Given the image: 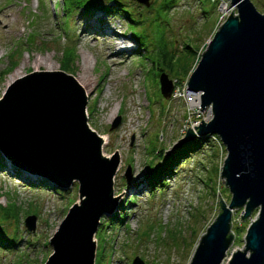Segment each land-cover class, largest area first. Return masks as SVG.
<instances>
[{
	"label": "rangeland",
	"instance_id": "rangeland-1",
	"mask_svg": "<svg viewBox=\"0 0 264 264\" xmlns=\"http://www.w3.org/2000/svg\"><path fill=\"white\" fill-rule=\"evenodd\" d=\"M119 1L136 16L140 11L141 22L129 21L109 0H79L81 7L63 0H0V98L16 78L32 71L62 70L74 75L87 94L89 126L107 138L103 155L118 154L113 176L115 211L127 214L129 224L128 228L111 222L106 214L100 217L101 229L93 237L94 264H189L197 241L218 214L219 199L230 200L218 170L226 155L224 145L210 135L207 145L173 164V170L156 180L154 187H148L146 174L160 168L159 150L170 148L188 127L196 134L193 125L206 118V112L195 106V98L185 93L187 85L176 86L172 97L164 98L159 76L165 72L173 83L183 76L176 69L170 71L167 62L176 68L178 57L190 62L183 46L195 47L197 36L204 34L198 44L206 47L211 30L222 22L221 0H152L149 6ZM252 2L264 12V0ZM112 31L117 39L129 40L128 48L108 50ZM66 47L75 48L74 58L64 57ZM86 55L88 80L82 76ZM117 116L118 126L109 129ZM14 167L6 160L0 170V236L10 243L0 245V264H43L53 250L50 237L69 208L79 202L78 182L57 190L29 185L41 177L21 169L15 175ZM125 200L128 204L120 209ZM239 210L232 213V231L233 222L241 228L222 264L232 251L243 248L246 228L257 215L254 210L243 220ZM28 215L36 217L35 230L24 225Z\"/></svg>",
	"mask_w": 264,
	"mask_h": 264
},
{
	"label": "water",
	"instance_id": "water-1",
	"mask_svg": "<svg viewBox=\"0 0 264 264\" xmlns=\"http://www.w3.org/2000/svg\"><path fill=\"white\" fill-rule=\"evenodd\" d=\"M136 1L149 6L152 0ZM230 4L234 10L213 32L186 83L185 93L195 96V106L206 118L193 125L196 134L188 127L164 151L168 155L204 135H216L226 150L220 176L230 200L219 199V213L197 241L189 264H222L234 240L232 213L237 209L243 220L254 210L257 215L246 228L243 248L232 251L226 264H264V12L252 0ZM159 80L162 96L171 98L173 81L165 72ZM86 102L83 86L62 70L27 73L0 98L3 157L60 189L78 182L79 202L50 237L53 250L43 264L67 259L66 264L78 259L94 264L93 237L100 217L111 216L116 208L113 176L118 154L103 155V139L88 124ZM119 122L117 116L109 129ZM129 174L130 165L126 182ZM24 225L35 230L36 217L26 216Z\"/></svg>",
	"mask_w": 264,
	"mask_h": 264
},
{
	"label": "trees",
	"instance_id": "trees-1",
	"mask_svg": "<svg viewBox=\"0 0 264 264\" xmlns=\"http://www.w3.org/2000/svg\"><path fill=\"white\" fill-rule=\"evenodd\" d=\"M109 1H112L114 5H117L119 6V10L126 15V18L129 20V21H132L133 23H140L141 22V19L140 17H138V15H140V11L137 12V16L134 15V13L130 10L132 8H128L126 7L127 5H124L121 1L119 0H109ZM68 2L69 4H73L75 7H81L79 6V0H63V3H66ZM87 6H90L91 5V2H87L86 3ZM256 6V4H255ZM91 7H88V9L86 8L84 10V12L86 13ZM258 8V7H257ZM104 11H109V9H106V8H103ZM264 10V9H263ZM217 23V22H216ZM211 29H209L210 31ZM215 30V27L211 30L210 34H209V37L212 35L213 31ZM208 31V30H207ZM206 31V32H207ZM203 34V33H202ZM204 35V34H203ZM203 35H200V36H197V38L195 39V47L193 46H190L189 43L185 44L183 46L184 49L187 50V55L186 56H189L192 58V60L190 62H188L186 60V58H177V68L175 66L174 63L172 62H167V66L169 68L170 71H173V70H177L178 72L180 73H183V76L182 77H178L176 79V81L174 82V89L176 86H185L186 85V82H187V79L189 77V74L191 73L194 65L196 64L197 62V58H198V55L200 54V52L203 51L204 47H205V44L202 45V47L199 46L198 42H201L200 39L203 38ZM132 38L137 41V38L135 37V35H131ZM203 40V39H201ZM139 49V48H138ZM137 49V50H138ZM64 57L65 56H68V59H72L76 56V50L75 48H69V47H66L64 50ZM163 62H165V59L162 58ZM14 63H12L11 66H13ZM62 68L64 70H68L69 71V66L67 64H62ZM174 91V90H173ZM172 97V96H171ZM208 135H204V136H196L194 139L182 144L181 146L177 147L175 150L171 151L170 154L166 155V153L164 151H166L168 148H165V149H161L157 152V156H159L161 158V162H160V168H157L154 172H148L146 175H147V184H148V187H154L155 186V183H156V180H162V177H163V174H167L169 173L172 169V166L173 164H177L178 161L182 158H185L187 156H189L191 153L197 151L199 148L202 147V145H207L208 143ZM223 147V146H222ZM5 162H6V159L3 157V155L1 154L0 152V170H2L3 168H5ZM14 171L16 172L15 175H20V169L18 167H14L13 168ZM220 170V169H218ZM29 185H34V186H43V185H48L54 189H58V187H56L54 184H52L51 182H49V180H47L46 178H40V180H38V182H31V184ZM224 191H227V188L224 186ZM215 192V190H213V193ZM128 200H125L124 203L120 204L119 203V207L120 209H125V206L127 203ZM118 212V210H117ZM116 211H114L112 213V215L110 217H108L107 219L111 222H119L120 224H123L125 223L126 227L129 228V224H127L126 222V217H127V214H122V213H119L117 214ZM239 212H241V210L238 211V214ZM218 213H219V209H218ZM100 223H101V220H100ZM241 225V224H240ZM240 225H238V223L236 222H233V232L234 234H238L239 230H240ZM101 228L99 227L98 230H100ZM236 238H238V236H236ZM0 245L4 246V247H8L10 245V243H8L7 240H4L1 236H0Z\"/></svg>",
	"mask_w": 264,
	"mask_h": 264
},
{
	"label": "bare ground",
	"instance_id": "bare-ground-1",
	"mask_svg": "<svg viewBox=\"0 0 264 264\" xmlns=\"http://www.w3.org/2000/svg\"><path fill=\"white\" fill-rule=\"evenodd\" d=\"M94 28V27H93ZM102 34V33H101ZM127 41H129V40H123V39H117V35H116V33L114 32V31H112V33H111V35H110V37H109V41H108V44H109V46H108V50H110L111 48V52H117V51H119V50H122L123 48H128V46H127V44L126 43H128ZM127 46V47H126ZM115 54V53H114ZM47 60V59H46ZM46 62V61H45ZM49 65V64H48ZM88 65H89V56L88 55H86V56H84V64H83V67H82V69H83V77L86 79V80H88V77H87V75H86V71H87V69H88ZM89 74V73H88ZM84 80V79H83ZM194 98H195V96H194ZM196 101V100H195ZM197 102V101H196ZM103 143H102V150H103V152H104V145H105V143L107 142L106 141V137H104L103 136ZM79 256V255H78ZM68 260V259H67ZM67 260H65V261H61V263H59V264H66V262H67ZM71 261V260H70ZM69 261V262H70ZM82 261V262H81ZM68 264V263H67ZM70 264H84L83 263V260H80V259H78L77 261H75V262H73V261H71V263Z\"/></svg>",
	"mask_w": 264,
	"mask_h": 264
},
{
	"label": "built area",
	"instance_id": "built-area-1",
	"mask_svg": "<svg viewBox=\"0 0 264 264\" xmlns=\"http://www.w3.org/2000/svg\"><path fill=\"white\" fill-rule=\"evenodd\" d=\"M227 3L230 5V7L227 9ZM221 8L223 12L220 14L219 22L223 21L225 17L234 9V7L230 4V0H221ZM215 137V136H214Z\"/></svg>",
	"mask_w": 264,
	"mask_h": 264
}]
</instances>
